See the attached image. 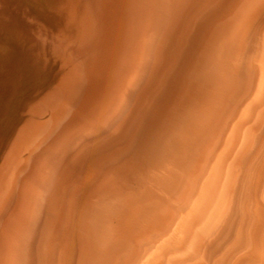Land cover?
<instances>
[{"label": "bare ground", "instance_id": "bare-ground-1", "mask_svg": "<svg viewBox=\"0 0 264 264\" xmlns=\"http://www.w3.org/2000/svg\"><path fill=\"white\" fill-rule=\"evenodd\" d=\"M0 264H264V0H0Z\"/></svg>", "mask_w": 264, "mask_h": 264}]
</instances>
